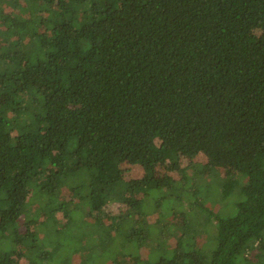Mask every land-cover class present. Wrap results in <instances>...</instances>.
I'll return each mask as SVG.
<instances>
[{"label":"trees","instance_id":"16d2710c","mask_svg":"<svg viewBox=\"0 0 264 264\" xmlns=\"http://www.w3.org/2000/svg\"><path fill=\"white\" fill-rule=\"evenodd\" d=\"M219 170L228 216L189 199ZM68 230L63 264L262 259L264 0H0V264Z\"/></svg>","mask_w":264,"mask_h":264},{"label":"rangeland","instance_id":"374dc122","mask_svg":"<svg viewBox=\"0 0 264 264\" xmlns=\"http://www.w3.org/2000/svg\"><path fill=\"white\" fill-rule=\"evenodd\" d=\"M192 173V171H190ZM217 175L215 176V178L213 179H208L209 183L212 185L213 190H211V192L209 194H207L205 191H201L200 195L196 196V197H190L189 199H191L192 201H197L198 198L200 200H206L205 204L206 206H208V208H210L209 210L211 211H215L217 212L218 215H222V216H228L229 214H235V210H234V205L232 206V201L229 198L227 200L221 199V202L219 200V196L216 195L218 193V191L220 190V184H219V178L225 177L226 172L224 171H216ZM211 175V174H210ZM209 176V175H208ZM217 183V186L216 184ZM215 188V189H214ZM203 201H201L202 203ZM107 212H113L116 213V206L115 205H111L106 207L105 209ZM86 212V211H85ZM80 214V216L76 217L75 216V220H80V218L82 217V214L84 213V211H79L78 212ZM188 215H194L196 217V215H198L197 213H195L194 211H188L185 212ZM225 214V215H224ZM147 219L150 217H146ZM170 218V215H168L167 213V219ZM65 222V221H64ZM80 228L83 227V225H81L80 223L77 224ZM78 227L75 225L73 227V230L77 229ZM72 229V228H71ZM84 232L87 234V229H84ZM61 243L59 247L53 246V247H48L50 244H48L45 249L48 251V249L50 250V252H53L52 255L54 256L53 259H51L50 264H63V262L65 261V258L68 255H72V254H76L78 253V255H75L76 257H81L84 255L83 249L81 246H79L78 240L79 238H77V236H75V234L71 233L70 230H68L61 238ZM92 244H94L93 241H91ZM83 247L85 250V247H88V245L85 243H83ZM81 249H82V253H81ZM49 252V251H48ZM111 252V253H110ZM88 254V252H86ZM110 253V254H109ZM113 253V256H112ZM82 254V255H81ZM91 255V254H90ZM92 257H94L95 259H98L100 261V264H113L116 259H114L117 256V253L115 251V249H106L103 250V253H98V254H93L91 255ZM134 259H130V258H119L117 259V263L118 264H130L133 262ZM75 261H80V259H76ZM38 264H48L49 261H47V259H38ZM252 264H264V254L262 255V259H253Z\"/></svg>","mask_w":264,"mask_h":264}]
</instances>
